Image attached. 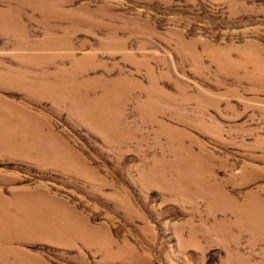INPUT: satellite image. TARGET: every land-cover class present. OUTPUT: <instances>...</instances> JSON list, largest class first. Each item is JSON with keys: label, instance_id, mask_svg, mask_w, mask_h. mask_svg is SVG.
Returning <instances> with one entry per match:
<instances>
[{"label": "rangeland", "instance_id": "rangeland-1", "mask_svg": "<svg viewBox=\"0 0 264 264\" xmlns=\"http://www.w3.org/2000/svg\"><path fill=\"white\" fill-rule=\"evenodd\" d=\"M0 264H264V0H0Z\"/></svg>", "mask_w": 264, "mask_h": 264}]
</instances>
